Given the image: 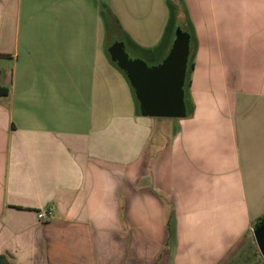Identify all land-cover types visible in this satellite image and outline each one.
Here are the masks:
<instances>
[{
  "label": "crops",
  "instance_id": "obj_1",
  "mask_svg": "<svg viewBox=\"0 0 264 264\" xmlns=\"http://www.w3.org/2000/svg\"><path fill=\"white\" fill-rule=\"evenodd\" d=\"M103 8L154 57L167 14H184L186 116L138 111L107 55ZM0 71L10 89L0 97V256L10 264H231L256 245L264 0H0Z\"/></svg>",
  "mask_w": 264,
  "mask_h": 264
},
{
  "label": "water",
  "instance_id": "obj_2",
  "mask_svg": "<svg viewBox=\"0 0 264 264\" xmlns=\"http://www.w3.org/2000/svg\"><path fill=\"white\" fill-rule=\"evenodd\" d=\"M192 34L179 29L173 45L161 61L149 64L142 57L110 47V58L121 68L140 102L141 113L150 117L177 118L188 114L185 84L191 56ZM255 243L264 257V220L253 231Z\"/></svg>",
  "mask_w": 264,
  "mask_h": 264
},
{
  "label": "rangeland",
  "instance_id": "obj_3",
  "mask_svg": "<svg viewBox=\"0 0 264 264\" xmlns=\"http://www.w3.org/2000/svg\"><path fill=\"white\" fill-rule=\"evenodd\" d=\"M174 1H178V0H174ZM151 16L154 14H150ZM168 15V19H169V25L166 26L165 28V32L164 34H162V36L160 37V42H159V50L157 51V53L154 55H149L147 54L146 46H143V44L139 43V41H137L136 39L132 38V36H129V34H127V32L124 33V31H122V27L121 26H117L114 25V22L111 21H107V28H108V38H107V42L105 44L106 50L107 52H109L110 47H113L114 42L116 41V45H115V50L120 51V52H126L128 53L131 57H142L143 59H145L149 64H154V63H158L159 61H161L165 56V49L166 47L162 46L161 43L163 42L164 38H166V40L168 41L169 39H171V37H176V33L179 29H184L185 30V21H186V17H184V14H167ZM175 15H178L177 20L175 18ZM107 19V18H106ZM121 27V28H120ZM147 29L148 30H154L157 28V26H155L154 22H148L147 23ZM164 28V27H163ZM135 37V36H133ZM113 39V41H112ZM146 42V41H145ZM148 45H154L155 41L153 42V40L151 38H149V40H147ZM162 46V47H161ZM157 47V45L155 46ZM153 48V47H151ZM150 48V49H151ZM260 221H256V226L259 225Z\"/></svg>",
  "mask_w": 264,
  "mask_h": 264
},
{
  "label": "trees",
  "instance_id": "obj_4",
  "mask_svg": "<svg viewBox=\"0 0 264 264\" xmlns=\"http://www.w3.org/2000/svg\"><path fill=\"white\" fill-rule=\"evenodd\" d=\"M103 14L105 16V18H109V17H114L116 19V17L114 16V14H107L106 12V9L103 8ZM107 52V51H106ZM147 54L151 55V53H148ZM107 55L109 57V59L111 60V62L117 66V64L110 58V55L109 53L107 52ZM152 56V55H151ZM118 67V66H117ZM119 68V67H118ZM124 74L125 72L119 68ZM191 70H192V66H189L188 68V75H187V80H186V84H185V90H186V99H187V103H188V85L190 83V78H189V75L191 73ZM0 74H1V71H0ZM126 75V74H125ZM130 82V81H129ZM132 90H133V93H134V97H135V102H136V105H137V108H138V111L141 113V108H140V102L138 100V98L136 97L135 95V90L133 89V87L131 86ZM10 94V89L9 87L7 86H4L3 84H1V81H0V97H5V96H8ZM264 220V217L262 219H260L259 221H263ZM259 222V223H260ZM258 223V224H259ZM258 226V225H257ZM256 226V227H257ZM260 252H259V249L256 247L255 244H252V243H249L245 246V248H243L240 252V255L238 257L237 260L233 261L231 264H248L250 262H252L254 260V257L256 256H260ZM0 264H10V259L8 257V253L6 254H2L0 256Z\"/></svg>",
  "mask_w": 264,
  "mask_h": 264
},
{
  "label": "built area",
  "instance_id": "obj_5",
  "mask_svg": "<svg viewBox=\"0 0 264 264\" xmlns=\"http://www.w3.org/2000/svg\"><path fill=\"white\" fill-rule=\"evenodd\" d=\"M38 215H39V219L41 221H47L53 215V208L52 207H48V208L41 209V210H39Z\"/></svg>",
  "mask_w": 264,
  "mask_h": 264
},
{
  "label": "flooded vegetation",
  "instance_id": "obj_6",
  "mask_svg": "<svg viewBox=\"0 0 264 264\" xmlns=\"http://www.w3.org/2000/svg\"><path fill=\"white\" fill-rule=\"evenodd\" d=\"M108 20H109V21L112 20V21L114 22V25L119 26V25L117 24V20H116L114 17L111 16V17H109V18L106 19V21H108ZM124 33H125V32H124ZM112 41H113V39H112Z\"/></svg>",
  "mask_w": 264,
  "mask_h": 264
}]
</instances>
